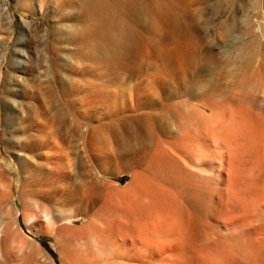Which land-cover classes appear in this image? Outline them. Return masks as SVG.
Instances as JSON below:
<instances>
[{
    "label": "bare ground",
    "instance_id": "1",
    "mask_svg": "<svg viewBox=\"0 0 264 264\" xmlns=\"http://www.w3.org/2000/svg\"><path fill=\"white\" fill-rule=\"evenodd\" d=\"M60 1L59 11L65 12L59 14H66L63 20L70 24L52 28L53 66L63 60L60 53L68 51L63 44H70L75 47L68 51L71 55L93 62L101 83L126 89L154 76L163 97L144 111L96 113L103 119L99 126L107 128L111 146L90 147L85 159L78 158L74 149L64 169L63 186L52 190L32 186L29 195L42 204L39 212L0 208V256L6 260L7 253L18 255L29 245L35 264H55L28 235L18 240L20 245L7 249V234L21 228L22 214L29 232L51 234L57 246L65 239L62 235L67 239L77 233L88 235L93 253L82 264H264V146L259 135L264 121L256 117L259 112L249 110L248 116L243 112L241 116L239 109L230 111L234 122L244 121L242 133L249 141L246 148L233 147L231 135L218 134L216 118L212 127L199 128L202 120L190 102L195 99L192 85H182L198 61L192 10L200 0ZM237 29L233 16L227 31L233 36ZM253 44L249 56L246 43L238 46L241 71L231 74L227 86L235 107L242 100L235 93L249 75L248 66L259 57L264 60L256 38ZM172 82L178 86L170 92ZM47 92L44 113L49 116L36 133L28 135L26 146L39 149L51 144L47 123L59 129L68 123L66 107L58 103L52 88ZM221 92L222 88L215 89L199 100L216 98ZM113 96L111 90L98 94L100 100ZM66 137L72 139V132ZM41 172L45 176L50 170ZM125 174L129 180L122 185L116 178ZM10 200L15 203V198ZM73 254L70 251L72 258Z\"/></svg>",
    "mask_w": 264,
    "mask_h": 264
},
{
    "label": "rangeland",
    "instance_id": "2",
    "mask_svg": "<svg viewBox=\"0 0 264 264\" xmlns=\"http://www.w3.org/2000/svg\"><path fill=\"white\" fill-rule=\"evenodd\" d=\"M200 3L199 7L194 6L192 10L198 33L195 48L198 61L189 68L182 85H192L191 96L195 99L190 102L202 123L204 122V126L200 123L199 128L212 127L211 121L216 118L214 124L218 128V134L223 137L225 134L231 135L233 147L241 145V148H246L249 141L242 133L245 123L234 122L230 111L239 109L241 116L242 112L248 116L249 110L256 114L259 112L256 117L264 121V60L259 57L248 66L249 75L235 93L240 95V100L242 98L238 107L229 100L228 96L233 92L228 91L227 86L232 80L231 74L235 70L232 75L241 71V57L237 50L242 42L247 44V56L252 53L251 46L254 45L255 38L260 43L259 51L264 53V0H200ZM60 9V0H0V208L4 212L9 206L15 212L17 208L26 212H39L42 204L29 195L30 190L37 187L52 190L56 186H63L64 169L67 168L74 149L78 150V158L85 159L89 156L90 147L104 149L111 146L108 130L105 126H99V120L102 122L103 119L97 118L96 113H103L105 116L114 111H144L149 109L150 103L158 102L163 97V91L154 76H147L137 82V86L135 84V87L126 89L101 83L93 62L71 55L68 51L75 47L70 44H63L68 51L60 53L63 60L55 68L51 57L56 50L52 42V28L59 24H70L69 20H63L66 14L64 17L60 15L59 12H65L59 11ZM233 16L237 19L238 29L235 35L230 36L227 29ZM143 55L148 62L147 49ZM157 67L161 69L159 64ZM189 80L192 82L189 83ZM170 84V92L174 87L177 89L178 85L173 82L168 83ZM49 88L57 95L58 103L66 107L68 123L63 129L47 123L46 130L51 133V144L39 149L26 146L28 135L36 133L40 124H45L46 117L49 116L44 113V107H48ZM218 88H222L223 92L216 98L199 100ZM109 90L114 92L113 98H98L99 93ZM35 122L38 123L35 124L37 127H34ZM71 132L72 139L66 137ZM259 135L263 136L261 145L264 146V128H260ZM251 164L252 162L249 166ZM43 168L50 170L49 174L44 176L41 172ZM116 179L124 185L129 176L125 174ZM11 197L15 198V203L11 202ZM18 222L21 228H17V231L11 229L7 234V249L20 245L18 240L28 235V240L34 244L37 242L36 245H39L44 256L51 255L55 264H82L86 257L92 256L91 238L84 233H77L72 239L62 235V239H65L57 246L53 235L29 232L22 214L19 215ZM68 246L71 255L74 253L73 258L69 255L70 251L66 250ZM83 246L91 249L89 252L88 249L84 251ZM22 250L18 251V255L16 253L17 256L12 252L7 253L10 255L6 256L7 262L1 255L6 262L1 263L35 264L29 254L32 250L29 245Z\"/></svg>",
    "mask_w": 264,
    "mask_h": 264
}]
</instances>
